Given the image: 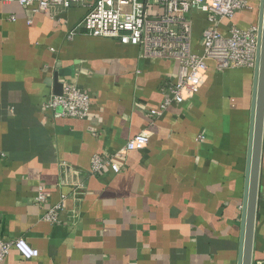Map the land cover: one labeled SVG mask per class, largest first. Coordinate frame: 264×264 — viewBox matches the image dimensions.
Returning a JSON list of instances; mask_svg holds the SVG:
<instances>
[{
    "label": "crops",
    "instance_id": "obj_1",
    "mask_svg": "<svg viewBox=\"0 0 264 264\" xmlns=\"http://www.w3.org/2000/svg\"><path fill=\"white\" fill-rule=\"evenodd\" d=\"M84 12L52 18L0 3V236L39 251L24 259L12 249L2 264H237L253 70L209 62L198 93L154 117L177 62L142 59L112 38L67 39ZM256 21L257 10L232 20ZM204 26L196 12V49ZM66 80L88 93L87 117L52 118L45 107ZM144 128L147 145L128 152L118 173L87 172L94 154ZM63 164L82 172L79 201L59 185ZM40 190L47 196L36 203ZM61 194L65 210L45 220ZM252 264H264V129Z\"/></svg>",
    "mask_w": 264,
    "mask_h": 264
},
{
    "label": "built area",
    "instance_id": "obj_2",
    "mask_svg": "<svg viewBox=\"0 0 264 264\" xmlns=\"http://www.w3.org/2000/svg\"><path fill=\"white\" fill-rule=\"evenodd\" d=\"M0 0L8 4L16 2L33 13H47L57 18L70 8H85L82 17L66 31V38L78 34L112 38L123 45L135 46L142 59L169 60L177 62L174 82L165 81L161 86L162 100L150 111L154 117L161 115L173 103L180 104L193 98L199 91L209 62L217 71L248 68L253 70L256 60L258 25L257 21L245 27L232 22L240 12L257 10L259 0ZM205 17V26L199 36L196 49L194 14ZM14 20V16H10ZM59 20V18H58ZM229 21L225 31L223 21ZM52 118H85L91 108L90 97L74 82L66 80L60 94L52 93L44 104ZM151 131L144 128L129 138L121 147L110 154H94L87 172L98 175L105 168L113 173L121 170V160L132 150L144 148ZM60 186L71 188L70 196L81 200L85 183L78 168L63 164ZM47 193L40 190L36 203L46 199ZM68 195L61 194L60 200L44 214V219L57 222L60 212L65 210ZM75 213V208L70 210ZM14 249L24 259L38 256L39 251L24 238L4 239L0 236V264Z\"/></svg>",
    "mask_w": 264,
    "mask_h": 264
},
{
    "label": "water",
    "instance_id": "obj_3",
    "mask_svg": "<svg viewBox=\"0 0 264 264\" xmlns=\"http://www.w3.org/2000/svg\"><path fill=\"white\" fill-rule=\"evenodd\" d=\"M258 40L251 98L237 264H252L264 129V0L258 6Z\"/></svg>",
    "mask_w": 264,
    "mask_h": 264
},
{
    "label": "rangeland",
    "instance_id": "obj_4",
    "mask_svg": "<svg viewBox=\"0 0 264 264\" xmlns=\"http://www.w3.org/2000/svg\"><path fill=\"white\" fill-rule=\"evenodd\" d=\"M254 2L256 3V0Z\"/></svg>",
    "mask_w": 264,
    "mask_h": 264
}]
</instances>
